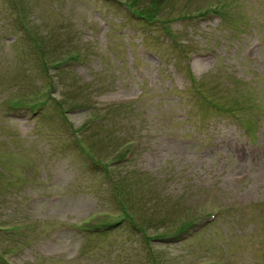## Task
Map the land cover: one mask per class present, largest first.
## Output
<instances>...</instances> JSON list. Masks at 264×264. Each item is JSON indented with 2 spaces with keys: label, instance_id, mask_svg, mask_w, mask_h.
<instances>
[{
  "label": "rangeland",
  "instance_id": "1",
  "mask_svg": "<svg viewBox=\"0 0 264 264\" xmlns=\"http://www.w3.org/2000/svg\"><path fill=\"white\" fill-rule=\"evenodd\" d=\"M0 264H264V0H0Z\"/></svg>",
  "mask_w": 264,
  "mask_h": 264
}]
</instances>
